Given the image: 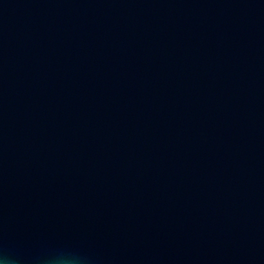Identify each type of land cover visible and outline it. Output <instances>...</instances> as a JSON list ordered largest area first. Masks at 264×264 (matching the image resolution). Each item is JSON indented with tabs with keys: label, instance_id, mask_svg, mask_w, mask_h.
<instances>
[{
	"label": "water",
	"instance_id": "water-1",
	"mask_svg": "<svg viewBox=\"0 0 264 264\" xmlns=\"http://www.w3.org/2000/svg\"><path fill=\"white\" fill-rule=\"evenodd\" d=\"M264 264V0H0V256Z\"/></svg>",
	"mask_w": 264,
	"mask_h": 264
},
{
	"label": "clouds",
	"instance_id": "clouds-1",
	"mask_svg": "<svg viewBox=\"0 0 264 264\" xmlns=\"http://www.w3.org/2000/svg\"><path fill=\"white\" fill-rule=\"evenodd\" d=\"M70 256V253L55 254L49 261V264H73ZM0 264H16V261L7 258V256H0Z\"/></svg>",
	"mask_w": 264,
	"mask_h": 264
}]
</instances>
